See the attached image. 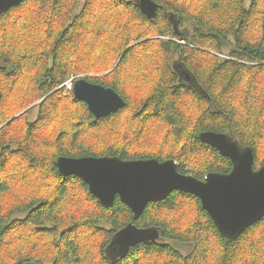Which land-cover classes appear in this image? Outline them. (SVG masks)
<instances>
[{"label": "trees", "instance_id": "16d2710c", "mask_svg": "<svg viewBox=\"0 0 264 264\" xmlns=\"http://www.w3.org/2000/svg\"><path fill=\"white\" fill-rule=\"evenodd\" d=\"M154 1L155 19L132 0H24L0 15V264H264V218L229 240L193 194L135 219L119 196L106 208L59 173L62 156L229 173L232 161L200 140L207 131L264 165V0ZM72 78L113 88L125 106L97 119L65 95ZM129 223L161 238L110 256Z\"/></svg>", "mask_w": 264, "mask_h": 264}, {"label": "water", "instance_id": "95a60500", "mask_svg": "<svg viewBox=\"0 0 264 264\" xmlns=\"http://www.w3.org/2000/svg\"><path fill=\"white\" fill-rule=\"evenodd\" d=\"M24 0H0V15L19 6ZM137 6L155 19L159 4L154 0H137ZM186 81L190 75L184 73ZM76 99L87 103L97 119L110 116L125 106L123 98L110 87L78 79L74 83ZM17 117V116H16ZM200 140L232 161L229 173H210L203 180L178 172L175 160L156 158L123 160L120 157H59L57 167L63 176L81 178L101 204L112 207L116 197L130 207L135 219L151 203L160 202L175 191L197 196L221 235L236 240L247 229L264 218V165L255 169L252 147H244L228 135L203 132ZM156 228H141L129 223L113 238L109 255L125 256L130 248L160 239Z\"/></svg>", "mask_w": 264, "mask_h": 264}, {"label": "rangeland", "instance_id": "374dc122", "mask_svg": "<svg viewBox=\"0 0 264 264\" xmlns=\"http://www.w3.org/2000/svg\"><path fill=\"white\" fill-rule=\"evenodd\" d=\"M132 1L137 2V0H132ZM247 1L249 2V0H247ZM79 79H82V78H79ZM167 242H170L171 243V241H167ZM174 244L176 245V247L178 249H180L184 253H187V252H189L191 250V246L189 244H182V243H176V242Z\"/></svg>", "mask_w": 264, "mask_h": 264}, {"label": "built area", "instance_id": "2783aa9c", "mask_svg": "<svg viewBox=\"0 0 264 264\" xmlns=\"http://www.w3.org/2000/svg\"><path fill=\"white\" fill-rule=\"evenodd\" d=\"M74 79L72 78L66 82L63 83L62 87L65 89V95L67 94V92L72 91L73 90V85H74ZM206 176H204L205 178Z\"/></svg>", "mask_w": 264, "mask_h": 264}]
</instances>
